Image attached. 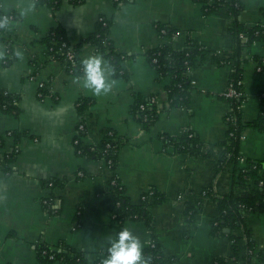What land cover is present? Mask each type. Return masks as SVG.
<instances>
[{
  "label": "crops",
  "instance_id": "obj_1",
  "mask_svg": "<svg viewBox=\"0 0 264 264\" xmlns=\"http://www.w3.org/2000/svg\"><path fill=\"white\" fill-rule=\"evenodd\" d=\"M240 1L241 23L264 27V0ZM0 13L12 15L10 26L0 36L4 38L0 39V90L17 101L13 112L0 109V160L14 154L9 171L0 170V264H38L39 242L65 243L85 252L86 264H98L109 238L119 231L110 214L107 168L98 159L75 151L81 121L85 128L79 137L87 146L98 144L105 130L122 138L115 173L130 203L138 204L150 188L164 198L155 204L149 200L150 226L141 220L123 223L144 248L154 237L164 264H214L227 259L228 238L209 234V222L218 214L216 199H205L189 221L180 195L193 192L196 196L210 189L216 197L224 196L231 190L236 168L247 159L264 157V130L247 125L264 110V36L242 51L245 98L241 119L245 127L240 134L241 158L217 170L227 143L224 116L229 111L220 94L230 74L228 65L218 59H229L234 51L229 36L232 17L225 7L205 13L203 2L196 0L63 1L56 8L35 0H0ZM100 17L109 23L108 38L114 50L127 56L122 75L115 76L97 46L86 41ZM156 24L176 34L161 36ZM57 27L72 46L79 45L81 65L89 55L103 57L112 82L107 92L94 94L84 88L82 74L69 73L63 62L47 54L43 38ZM188 41L203 48L204 58L187 72L191 84L187 105L170 107L165 89L169 77L157 74L145 52L163 45L182 49ZM10 56L12 60L5 64ZM41 82L45 84L43 96L38 95ZM149 96L155 97L159 113L144 129L131 110L136 99ZM81 100L88 101L83 113L78 109ZM187 128L199 139L203 154L186 156L164 146L161 134L178 137ZM78 171L83 172L80 178ZM52 178L61 185L49 187L46 182ZM52 196L58 213L43 207L42 200ZM192 204L197 206L194 200ZM75 222H79L77 229ZM246 225L257 249L264 250V212L249 213Z\"/></svg>",
  "mask_w": 264,
  "mask_h": 264
},
{
  "label": "trees",
  "instance_id": "obj_2",
  "mask_svg": "<svg viewBox=\"0 0 264 264\" xmlns=\"http://www.w3.org/2000/svg\"><path fill=\"white\" fill-rule=\"evenodd\" d=\"M80 3L83 0H35L37 4H44L50 8L58 7L61 2ZM124 1L119 0L117 2ZM203 2L205 13L225 7L227 13L232 17L229 28V36L234 43L233 55L229 59H218L220 64L229 67L230 74L226 88L220 94L229 104V111L224 116L226 123L225 148L217 162V170H220L228 162L234 163L241 158L239 154L240 134L245 124L241 119V104L245 98L243 91V58L242 51L256 40L264 36V27L261 25L245 26L241 23L239 16L242 10L240 0H196ZM8 16V15H7ZM12 16V15H11ZM2 17V13H0ZM161 36H172L176 32L165 25H155ZM108 21L100 17L97 28L88 38L87 42L97 46L100 53L109 62L115 76L122 75V61L127 56L114 50L112 42L108 38ZM164 31V32H163ZM4 29H0V36ZM242 34V35H241ZM244 39H243V38ZM1 40L4 38H0ZM46 44L47 54L65 64L66 70L74 75H80L83 67L78 60L79 45L72 46L66 39L64 32L60 28L50 30L43 38ZM69 47L75 52L74 62L65 61V53ZM10 55V51H9ZM151 66L159 76L169 77L166 86L167 100L170 107H185L189 102L191 84L187 71L198 61L204 58L203 48L194 42L188 41L184 48L174 49L171 46L163 45L149 49L145 52ZM12 56L5 60V64L10 63ZM229 84L242 92L239 98L227 97L224 93ZM45 84L39 87V96L45 94ZM16 98L5 90H0V109L6 112H13L16 109ZM88 105L87 100L78 103L79 112L83 113ZM132 113L140 122L144 129H148L158 117V107L153 96L138 98L132 105ZM247 125L264 130V110L257 118ZM84 133V129L79 132ZM164 146H170L173 153L186 156H199L202 153L201 143L190 128L185 129L178 137L161 134ZM75 151L80 155L94 157L103 162L108 170L107 192L111 196L110 214L111 218L119 225V230L126 220H141L150 226L152 220L148 212L149 195L152 197V204L160 203L164 198L159 195L154 188H150L141 195L138 204H132L124 194V187L115 173L117 165V152L119 146L124 143L122 138L111 130L103 132L102 139L94 146L85 145L80 137L74 139ZM1 143V137H0ZM14 158L13 153L4 156L0 170L9 171V163ZM83 172L78 171L77 177H82ZM262 182V184H259ZM46 184L49 187L60 186L61 182L52 178ZM242 189V193L240 192ZM182 193L180 197L184 200L183 213L185 217L192 221L194 214L203 206V201L207 198L216 199L218 214L209 222V234L211 236H226L230 241V255L227 259H217L214 264H264V250H259L252 239V234L246 225V217L252 212H264V157L257 160L245 161V165L236 168L232 179L231 190L224 196L216 197L212 190H203L198 195ZM144 196V198H143ZM192 200L196 205L192 204ZM43 207L49 212L58 213L60 208L56 205V199L52 196L42 200ZM79 222H75L73 228L77 229ZM224 229H228L225 232ZM152 244L144 248L145 256L149 264H164L165 259L162 249L154 237L150 239ZM38 264H53L60 261L62 264H86V253L77 251L65 243L51 246L44 242H39L36 246ZM102 264V260H98Z\"/></svg>",
  "mask_w": 264,
  "mask_h": 264
},
{
  "label": "clouds",
  "instance_id": "obj_3",
  "mask_svg": "<svg viewBox=\"0 0 264 264\" xmlns=\"http://www.w3.org/2000/svg\"><path fill=\"white\" fill-rule=\"evenodd\" d=\"M9 26L10 18L0 17V29ZM16 55L20 56L21 53L17 52ZM105 63L100 54L89 55L82 60L83 87L94 94L107 92L112 85L107 77ZM102 264H149V260L145 256L142 240L131 228L125 226L109 238Z\"/></svg>",
  "mask_w": 264,
  "mask_h": 264
},
{
  "label": "built area",
  "instance_id": "obj_4",
  "mask_svg": "<svg viewBox=\"0 0 264 264\" xmlns=\"http://www.w3.org/2000/svg\"><path fill=\"white\" fill-rule=\"evenodd\" d=\"M115 1H119V0H115ZM2 16H7L6 14H2ZM8 17L11 19V15H8ZM164 32V31H163ZM242 35V34H241ZM243 38V37H242ZM244 39V38H243ZM74 58H75V52H74V50H73V48L72 47H69L68 49H67V51H66V53H65V57H64V60L65 61H70V62H74ZM260 68H261V66H257V69L258 70H260ZM190 70V69H189ZM188 70V71H189ZM187 71V72H188ZM43 85V83L41 82V83H39V87L40 86H42ZM227 97H235V98H239L241 95H242V92L241 91H239V90H237L232 84H229L228 85V87H227V90H226V92L224 93ZM38 95H40V93H38ZM85 128V125H84V123L81 121V122H79L78 123V125H77V138L79 137V132L81 131V130H83ZM10 133L11 132H8L7 134L8 135H10ZM74 143H75V141H74ZM1 162H2V160H0V164H1ZM259 184H262V182H260ZM143 198H144V196H143ZM181 198V197H180ZM152 199V197H151V195H149V200H151ZM152 241L151 240H149L148 241V243H147V245H150V244H152L151 243Z\"/></svg>",
  "mask_w": 264,
  "mask_h": 264
},
{
  "label": "water",
  "instance_id": "obj_5",
  "mask_svg": "<svg viewBox=\"0 0 264 264\" xmlns=\"http://www.w3.org/2000/svg\"><path fill=\"white\" fill-rule=\"evenodd\" d=\"M225 232H228V229H224Z\"/></svg>",
  "mask_w": 264,
  "mask_h": 264
}]
</instances>
